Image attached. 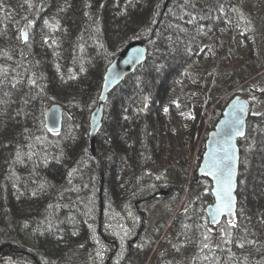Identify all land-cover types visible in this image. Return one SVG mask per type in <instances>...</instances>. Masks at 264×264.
Masks as SVG:
<instances>
[{"label":"trees","instance_id":"obj_1","mask_svg":"<svg viewBox=\"0 0 264 264\" xmlns=\"http://www.w3.org/2000/svg\"><path fill=\"white\" fill-rule=\"evenodd\" d=\"M134 40L148 59L110 93L94 154L106 69ZM235 94L252 103L243 163L264 133V0H0V264L94 263L102 237L74 184L83 170L81 184L90 179L112 209L157 202L146 179L180 185L139 264H264V185L249 215L239 184L224 243L209 237L208 201L195 191L203 130ZM54 103L68 110L57 133L45 122Z\"/></svg>","mask_w":264,"mask_h":264},{"label":"rangeland","instance_id":"obj_2","mask_svg":"<svg viewBox=\"0 0 264 264\" xmlns=\"http://www.w3.org/2000/svg\"><path fill=\"white\" fill-rule=\"evenodd\" d=\"M209 131H207L205 127L203 133L207 132L208 135ZM198 164H200V162ZM82 176L88 177L89 175L83 170L82 173L76 178L74 184L76 185L78 183L79 189L77 188V190L80 195L79 198H81V204L83 208H85L87 215L91 219H96L98 221L97 227L100 231V236L102 237L100 241L101 243L99 244L100 247L96 248V251L93 252V264H105L106 260L110 256V253L113 251H118L112 261L113 264H139L148 257L149 260L147 261L149 262L152 259L150 254L151 248L153 247L155 239L159 237L160 227L165 221V217L168 215H166L165 212L162 213L161 206L164 203L171 204L177 201V197L179 195V191L177 189L180 188V185H175V187L172 189L173 191L168 195L160 194L157 197V202H152L150 200L151 202H148V204L143 203L140 205L139 209L142 210V214H144L145 211L152 214L150 217H148L149 222H152L155 217L152 224L147 223L142 227V215L139 214L136 216L133 213L134 204H130L129 207L125 209H112L110 207L107 208L104 200L95 190H92L95 189V186H92L90 179L86 178L85 184H81L80 179ZM168 179L169 178L167 176L163 177L161 182L166 180L168 181ZM196 182L197 185L195 186V191H197V193L200 194L203 199L208 201L206 204L207 207L209 204L214 202V196L213 194L212 196H205L203 192L211 191L212 193V181L208 177L201 176L196 180ZM263 183L264 133H261L258 135L255 134L254 144L251 148L247 149V153L243 159V163H241L240 168L239 184L241 186V197L244 203V210H246V213L249 215H251L250 213L252 210L251 201L253 198L259 195V188L264 185ZM146 184L149 186L148 191L146 192L147 196L150 195L149 193L154 194L161 189H169L166 187H158L159 184L155 181V179H146ZM96 185L98 188L100 187L99 183L97 182ZM81 190L84 191L82 192ZM182 203H184V200L180 201L179 206ZM101 205L104 207L101 208ZM68 216L69 218H73L74 213L70 210ZM206 220L207 225L210 227L207 230L209 237L220 238V242L224 243L230 233V221L225 219L221 224L213 226L209 223L207 214ZM102 233L105 235V237ZM138 233L139 237L137 238ZM224 235H226V238ZM100 236L98 238H100ZM168 236L169 232L166 229L160 237V240L163 243L162 247L167 243ZM105 243H108V245L106 246ZM103 249L108 250V255L105 257V259L103 258ZM87 264H89V261Z\"/></svg>","mask_w":264,"mask_h":264},{"label":"water","instance_id":"obj_3","mask_svg":"<svg viewBox=\"0 0 264 264\" xmlns=\"http://www.w3.org/2000/svg\"><path fill=\"white\" fill-rule=\"evenodd\" d=\"M170 1L171 0H167V4ZM28 34V30H24L23 39L25 42L28 40ZM148 55L149 48L146 42L143 40H134L129 42L107 67L98 104L90 116L89 137L92 153H96L97 136L103 127L105 106L110 93L139 66L145 63L148 59ZM251 107L252 103L248 97L243 94L233 95L228 100L223 115L207 135L205 150L198 166L196 176L197 178L201 176L208 177L212 181L214 202L206 207V214L209 223L213 226L221 224L225 219L232 221L233 217H235L236 220L238 216V189L241 168V147L239 140L247 134ZM241 108L244 109L243 112H240ZM66 113H68V110L59 103L49 105L45 111L47 129L52 133L60 132L64 126ZM237 115L240 116L243 122L242 128L244 135H233L229 137L225 135L227 124ZM225 154L231 157L230 161H228L231 165L232 172L230 184H222L218 181V172L214 167V163L218 164ZM170 192L171 190L169 189L160 190L161 195H168ZM225 193L231 198V212L225 209L223 212L217 214V209L222 206V197ZM103 207L104 206L101 205V208ZM213 216H215V220H213ZM2 249L3 247H0V251H2Z\"/></svg>","mask_w":264,"mask_h":264},{"label":"snow or ice","instance_id":"obj_4","mask_svg":"<svg viewBox=\"0 0 264 264\" xmlns=\"http://www.w3.org/2000/svg\"><path fill=\"white\" fill-rule=\"evenodd\" d=\"M35 83V81H33ZM244 109L241 108L240 112H243ZM242 120L239 115L235 116L230 122L227 124V130L225 135L231 137L233 135L243 136V128H242ZM231 157L225 154V156L220 160L218 164L214 163V167L217 169L218 172V181L223 183L230 184L232 172H231V165L228 161H230ZM222 165V166H221ZM231 212V198L227 193H225L222 197V206L217 209V214L223 212L224 210ZM213 220H215V216H213ZM235 217L233 220L229 222V227H235ZM207 238V237H206ZM243 245H241L242 247Z\"/></svg>","mask_w":264,"mask_h":264},{"label":"flooded vegetation","instance_id":"obj_5","mask_svg":"<svg viewBox=\"0 0 264 264\" xmlns=\"http://www.w3.org/2000/svg\"><path fill=\"white\" fill-rule=\"evenodd\" d=\"M171 193V192H170ZM160 195V191H157L154 193V196L155 197H158ZM143 203L142 202H135L133 207H134V211L133 213L138 216L139 214L142 215V227L145 226V221H146V218L144 216V214H142V210L139 209L140 205H142ZM136 209V210H135ZM103 234V233H102ZM104 235V234H103ZM105 237V235H104ZM139 237V233L137 234V238ZM136 238V240H137ZM104 243V242H103ZM105 245L107 246L108 243H105ZM118 251H113L112 253H110V256L109 258L106 260V263L105 264H113V259L115 258V255ZM108 255V250L107 249H103V258L105 259V257H107Z\"/></svg>","mask_w":264,"mask_h":264}]
</instances>
